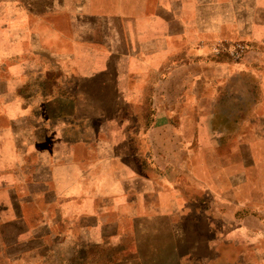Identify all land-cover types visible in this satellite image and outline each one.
I'll return each instance as SVG.
<instances>
[{
    "label": "crops",
    "instance_id": "0c3cea01",
    "mask_svg": "<svg viewBox=\"0 0 264 264\" xmlns=\"http://www.w3.org/2000/svg\"><path fill=\"white\" fill-rule=\"evenodd\" d=\"M0 264H264V0H0Z\"/></svg>",
    "mask_w": 264,
    "mask_h": 264
}]
</instances>
